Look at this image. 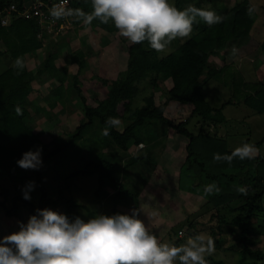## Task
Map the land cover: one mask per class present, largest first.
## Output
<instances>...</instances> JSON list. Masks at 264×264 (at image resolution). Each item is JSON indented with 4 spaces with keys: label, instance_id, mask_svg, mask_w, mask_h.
Returning <instances> with one entry per match:
<instances>
[{
    "label": "trees",
    "instance_id": "obj_1",
    "mask_svg": "<svg viewBox=\"0 0 264 264\" xmlns=\"http://www.w3.org/2000/svg\"><path fill=\"white\" fill-rule=\"evenodd\" d=\"M29 1L31 0H0V11L6 10L14 2L23 8ZM44 1L52 4L55 0ZM173 4L181 10L189 6L212 10L224 19L221 23L209 26L197 17L190 37L182 41L174 39L171 42L173 45H170L171 49L165 54L152 49L147 41L139 44L130 43L126 69L118 78L103 79L106 96L98 99L94 105H89L86 96L81 95V75L88 62L86 52L79 50L76 55L75 61L79 67L77 73L60 71L56 60L64 49L66 54L71 50L70 42L66 38L56 50H53L51 44V49L35 70L29 68L28 58L34 56L43 46L44 37L39 35L41 27L36 19L26 18L19 15L17 10L13 11L11 21L0 27V40H3L7 47L6 50H0V54L8 51L13 57V63L0 72V183L6 179L14 180L15 177L23 182V179L29 176L36 178V175L41 195L37 205L31 199L26 200L18 194L20 188H15L13 196H9L10 189L4 188L1 192L3 197H0V206L6 215L14 216L18 215L21 203L28 207L33 215L39 208L62 204L67 214L74 219L75 217L71 215L74 208L83 207L84 204L73 197L65 198L61 190L57 191L62 196L60 200L48 197V187L42 181V166L39 170H32L33 173L28 175L18 166L17 161L26 151L40 149L44 163L55 154L74 145L83 138L85 131L96 124L103 132L108 131V135L99 137L98 144L102 145L104 141L112 142L116 149L107 152L101 146L103 150L87 161L82 169L72 171L64 177L65 188L69 189L71 182L79 175L97 174L99 177V187L95 192L97 197L109 196L110 191L105 187L112 185L116 190L113 193L115 196L112 195L116 198L115 203L117 198L124 197L122 199L126 201L128 197L133 198L138 205L141 185L137 180L141 179L145 184L149 175L143 171L141 177L134 182L126 177L122 178L118 173L116 161L127 169L139 164L140 161L149 160L139 168L143 167L148 172H153L158 165L159 157L154 149L159 145H162V150L166 149L167 131L173 127L188 139L187 156L178 174L179 188L202 194L206 199L204 206L207 208L203 213L209 212L211 217L215 213L217 222L210 230H200L198 227L200 221L196 217L199 216L198 213L189 214L184 221L169 231L168 236L172 245H183L189 238L201 235L205 239H212L215 249H234L238 255L237 264H264V250L257 246L258 234L254 230L255 221L264 213V154L258 153L252 159L243 160L236 157L231 163L223 158L214 159L216 154L224 157L234 150L229 148L227 137L219 132V126L227 120L225 106L240 103L252 109L253 113L263 114L264 86L261 87L260 83L264 85V81L250 83L248 80L243 81L242 75H236L232 83L235 86L232 96L220 106L213 105L204 94L206 83L214 78L231 86L229 79L234 72L230 71L228 66L221 69L212 66L211 56L224 55L227 47L233 43L242 44L257 26L259 12L256 10L251 15L248 14L249 7L254 5L252 0H235L232 6L227 5L224 0H210L211 5L208 9L203 6L201 0H174ZM68 9H81L90 14L92 3L91 0H69ZM70 18L75 24L83 23L84 27L98 28L106 34L114 36L119 32L111 20L103 24L99 19H94L91 24H85L83 19L75 16ZM18 57L23 62V68L14 65ZM234 68L236 70V67ZM45 72L57 80V84L54 83L56 87L52 90L55 99L49 101L51 108L59 103L65 105L67 98L71 97L73 88L77 90L84 103V115L76 130L70 132L68 138L56 135L51 141L52 146L30 122L33 118L32 108L49 114L40 103L31 101V97L36 93L37 78ZM148 78L155 85L154 89L143 96L142 104L134 105L135 99L142 92L141 82ZM168 80L171 84L163 86L165 99L158 101L154 90L161 87L160 81ZM172 100L192 105L190 117L186 121L175 123L167 116L166 107ZM17 107L22 110V115H17ZM194 116L198 117L197 122L200 124L196 131L188 127L190 118ZM110 118L118 120V124H111ZM119 124H122V128ZM157 124L160 128L156 127ZM212 126L216 129H211ZM249 141L248 138L243 144H249ZM263 142L264 140H257L251 145L260 148ZM141 144L144 146L138 152L130 153L133 146L138 147ZM209 188L210 192L206 190ZM240 188H244L246 193L240 192ZM183 226H187L184 234H178ZM230 237L231 240H228ZM205 258L212 264H230L214 253Z\"/></svg>",
    "mask_w": 264,
    "mask_h": 264
},
{
    "label": "rangeland",
    "instance_id": "obj_2",
    "mask_svg": "<svg viewBox=\"0 0 264 264\" xmlns=\"http://www.w3.org/2000/svg\"><path fill=\"white\" fill-rule=\"evenodd\" d=\"M252 1L259 12L257 26L254 28L253 33L242 44L233 43L227 47L224 55L216 54L211 56L212 66L218 67L219 69L228 66L231 69L230 71L236 72L229 79L232 87L227 86L216 78L206 83L204 94L215 106H220L232 96L235 87L232 83L236 79V75H242L243 81L248 80L250 83L264 81V0ZM173 2L174 0H170V3ZM224 2L232 6L235 0H224ZM201 3L207 9L211 5L210 0H201ZM66 38L70 42L71 50L66 54L64 49V54L62 53L56 60V64L60 71L66 70L69 74L77 73L79 67L75 61L77 59L76 55L79 50L86 52L88 62L81 75V95L86 96L89 105H94L98 99H103L106 96L102 84L103 79L112 80L118 78L126 69L130 42L127 38L121 36L119 32L117 35L114 34V36L109 33L106 34L105 31L98 28H92L90 26L84 27L83 23L80 25L75 24L71 18L62 32H58L57 34L52 33L51 36L43 38V46L40 47L34 56L28 58L29 68L35 70L39 62H42L45 54L48 53V50L52 46L53 50L58 49L59 47H56ZM178 39L182 41L184 38L178 37ZM170 45L173 44L170 43ZM170 45L161 54L167 53L171 49ZM6 48L5 42L0 40V50H6ZM12 63L13 57L8 51L0 54V72ZM234 67H236L237 71ZM56 82L57 80L49 76L46 72L43 73L37 78L36 93L31 97V101H37L49 113L47 114L43 111H38L36 108H32L33 118L30 122L50 146H52L51 141L56 135L68 138V134L76 130L84 115V103L75 88L72 89L71 97L67 98L68 100L65 105L59 103L52 108L50 107L49 101L55 99L52 96V90L56 87L54 84ZM169 84H171L169 80L160 81L159 85L161 87L159 89L155 88L154 91L156 92L158 101L165 99L166 93L163 86ZM260 86L262 87L264 85L260 83ZM140 87L142 92L135 99L134 105L142 104L143 96L149 94L155 85L148 78L141 82ZM191 110V104H184L172 100L166 107V114L173 122L178 123L180 121H186L190 117ZM224 113L227 120L223 125L219 126V132L227 137L229 148L235 149L242 146L248 138L251 139L249 144H254L257 140H264V113H253L252 109L240 103L226 105ZM197 121V116L190 118L188 127L194 131L198 130L200 124ZM119 126L122 128V124H119ZM157 126L160 128L158 124ZM211 129H216V127L212 126ZM83 135V138L78 140L74 145L60 151L51 159L44 162L41 171L43 184L48 187V197L60 200L62 196L57 191L61 190L65 198L73 197L79 203L84 204L83 207L78 206L74 208L71 215L74 217L79 216L87 221L99 214L113 215L119 212L120 214H131L132 210H135L149 231L160 242L169 245H172V241L168 236L169 231L173 226L176 227L177 224L184 221L189 214L198 213L199 216L196 215V217L200 221V225L198 226L200 230H210L211 227L216 225L217 217L215 213L212 217L209 212L203 213L207 208L204 206L206 199L202 194L188 192V190L185 191L186 189L179 188L178 174L187 156L186 143L188 139L181 135L175 128L170 127L167 131V142L165 141L167 143L165 147L167 151L162 150V145L154 149L155 153L159 154V157L158 165L153 172L150 173L143 167L139 168L143 163H148L149 160H145V162L140 161L139 164L130 168L128 167L127 169L122 165L120 166L116 161L118 173L122 178L126 177L132 179L134 182L141 177L143 171L149 175V179L145 184L142 183L141 179L137 180V183L141 185L138 205L133 198L128 197H126L128 199L126 201L122 199L124 197L121 199L117 198V202L115 203L116 198L112 195L115 196L113 193L116 190L112 185L105 187L106 190L110 191L109 196L97 197L95 193L99 187V177L97 174L79 175L71 182L69 189L65 188L64 177L67 174L77 169H82L87 161L93 159L95 154L103 150V148L107 152L116 149L112 142L104 141L101 143L102 145L98 144L99 137L104 136L103 130L98 124L89 128ZM143 146V144L138 147L133 146L130 149V153L138 152ZM258 153L264 154V142L261 143ZM124 162L125 160L122 163ZM23 170L28 175L33 173L32 169ZM35 177L37 178L36 175ZM36 178L29 176L23 179V182L19 181L16 177L14 180L6 179V181L2 182L3 184L0 183V197H3L1 192L4 188L10 189L9 196H13L16 187L20 188L17 193L23 196L22 190L25 189V186L29 182H34V188L29 194L31 200L38 205L41 189L37 184ZM46 208L64 213L70 220L73 219L67 214L62 204L48 206ZM18 210V215L8 216L0 206V238L19 231L20 223L23 222L26 224L29 217L33 215L30 209L24 206L23 203H21ZM259 219L254 223V230L258 234L257 246L264 250V213ZM182 228V230H185L187 226H183ZM228 240H231V237ZM214 254L222 257L230 264H237L238 262V255L234 249H215ZM205 259L207 264H212L209 259Z\"/></svg>",
    "mask_w": 264,
    "mask_h": 264
},
{
    "label": "clouds",
    "instance_id": "obj_3",
    "mask_svg": "<svg viewBox=\"0 0 264 264\" xmlns=\"http://www.w3.org/2000/svg\"><path fill=\"white\" fill-rule=\"evenodd\" d=\"M91 3L90 14L62 6L53 7L50 14L54 19L75 16L85 24L94 19L103 24L111 20L130 43L147 41L157 52H164L178 37H190L197 17L209 26L224 19L212 10L194 6L178 9L170 0H91ZM256 10L252 5L248 14ZM14 65L24 66L19 57ZM16 113L22 115V110L17 107ZM109 122L118 124L114 118ZM103 134L108 135V131ZM257 154L254 145L245 143L230 155L216 154L214 159L223 158L231 163L236 157L252 159ZM42 163L40 149L26 151L17 161L25 170H39ZM33 188L34 182L25 186L24 199H31L29 193ZM239 191L246 193L244 188ZM214 251L213 240L201 235L180 246L160 242L135 210L131 214H99L85 221L79 216L70 220L66 214L50 208L37 209L26 224L20 223L19 231L0 238V264H207L205 257Z\"/></svg>",
    "mask_w": 264,
    "mask_h": 264
},
{
    "label": "built area",
    "instance_id": "obj_4",
    "mask_svg": "<svg viewBox=\"0 0 264 264\" xmlns=\"http://www.w3.org/2000/svg\"><path fill=\"white\" fill-rule=\"evenodd\" d=\"M69 0H55L54 3H48L44 0H31L27 2L23 8H20L15 2L6 8V10L0 11V27L8 24L11 21L12 13L14 10L19 12V15L26 18H34L38 21L41 29L39 35L43 37L51 36L53 32H62L67 22L71 19L70 16L61 19H54L50 11L53 7H65L68 9ZM46 34V35H45ZM180 234H184L183 230H180Z\"/></svg>",
    "mask_w": 264,
    "mask_h": 264
},
{
    "label": "crops",
    "instance_id": "obj_5",
    "mask_svg": "<svg viewBox=\"0 0 264 264\" xmlns=\"http://www.w3.org/2000/svg\"><path fill=\"white\" fill-rule=\"evenodd\" d=\"M251 140V139H250ZM243 142V141H242ZM164 151H167V149H165ZM169 156H171L170 154H169ZM160 165V164H159ZM156 169V168H155Z\"/></svg>",
    "mask_w": 264,
    "mask_h": 264
}]
</instances>
